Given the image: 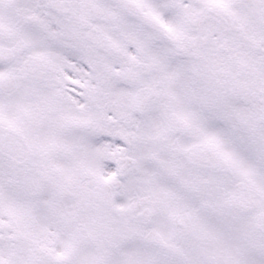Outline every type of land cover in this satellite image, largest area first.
Returning a JSON list of instances; mask_svg holds the SVG:
<instances>
[{"label":"snow or ice","instance_id":"1","mask_svg":"<svg viewBox=\"0 0 264 264\" xmlns=\"http://www.w3.org/2000/svg\"><path fill=\"white\" fill-rule=\"evenodd\" d=\"M0 264H264V0H0Z\"/></svg>","mask_w":264,"mask_h":264}]
</instances>
